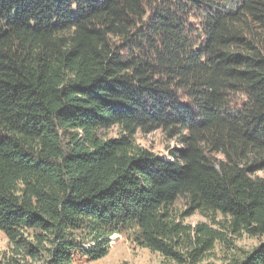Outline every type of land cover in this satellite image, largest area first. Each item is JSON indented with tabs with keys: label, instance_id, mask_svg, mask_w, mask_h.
Masks as SVG:
<instances>
[{
	"label": "trees",
	"instance_id": "obj_1",
	"mask_svg": "<svg viewBox=\"0 0 264 264\" xmlns=\"http://www.w3.org/2000/svg\"><path fill=\"white\" fill-rule=\"evenodd\" d=\"M156 130L170 159L136 143ZM124 231L264 264V0H0V235L74 264Z\"/></svg>",
	"mask_w": 264,
	"mask_h": 264
},
{
	"label": "rangeland",
	"instance_id": "obj_2",
	"mask_svg": "<svg viewBox=\"0 0 264 264\" xmlns=\"http://www.w3.org/2000/svg\"><path fill=\"white\" fill-rule=\"evenodd\" d=\"M120 128L117 126L103 130L107 137L118 136ZM136 143L144 146L162 158L170 159L169 148L179 147L181 143L177 138H171L163 130H156L151 133L138 132L135 136ZM175 211L180 214L187 209L184 199H180L174 206ZM186 223L195 224L201 221H209L207 217L199 212L184 218ZM109 253L98 260L90 261L86 256H78L74 264H164L163 257L149 248L137 244L131 231H124L116 234ZM31 240V239H30ZM258 242L255 238H244L240 244L245 247H252ZM49 247V245H47ZM48 256L47 251H39L38 255L32 256L22 248L17 251L16 246L10 243L5 233L0 235V264H45ZM205 264H224L220 259V253L211 257Z\"/></svg>",
	"mask_w": 264,
	"mask_h": 264
}]
</instances>
